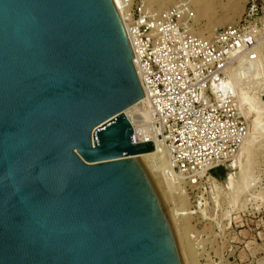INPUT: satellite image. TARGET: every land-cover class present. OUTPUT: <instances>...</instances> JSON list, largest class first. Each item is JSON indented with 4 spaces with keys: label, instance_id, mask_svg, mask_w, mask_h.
I'll return each mask as SVG.
<instances>
[{
    "label": "water",
    "instance_id": "water-1",
    "mask_svg": "<svg viewBox=\"0 0 264 264\" xmlns=\"http://www.w3.org/2000/svg\"><path fill=\"white\" fill-rule=\"evenodd\" d=\"M144 97L115 0H0V264H187Z\"/></svg>",
    "mask_w": 264,
    "mask_h": 264
},
{
    "label": "built area",
    "instance_id": "built-area-1",
    "mask_svg": "<svg viewBox=\"0 0 264 264\" xmlns=\"http://www.w3.org/2000/svg\"><path fill=\"white\" fill-rule=\"evenodd\" d=\"M117 7L156 149L169 159V178L192 189L236 157L248 137L231 71L247 78L260 63L264 20L257 21L259 10L251 0L240 22L205 36L190 0L165 9L120 0Z\"/></svg>",
    "mask_w": 264,
    "mask_h": 264
},
{
    "label": "rangeland",
    "instance_id": "rangeland-1",
    "mask_svg": "<svg viewBox=\"0 0 264 264\" xmlns=\"http://www.w3.org/2000/svg\"><path fill=\"white\" fill-rule=\"evenodd\" d=\"M143 1L165 9L178 0ZM190 2L205 36L240 22L251 7V0ZM255 3L257 21L264 20V0ZM262 48L263 58L248 70L250 77L231 71L232 93L249 130L242 150L213 169V178L192 189L167 180L175 187L167 193L173 213L177 211L175 220L187 264H264V38ZM236 78L242 79V90L234 83Z\"/></svg>",
    "mask_w": 264,
    "mask_h": 264
},
{
    "label": "bare ground",
    "instance_id": "bare-ground-1",
    "mask_svg": "<svg viewBox=\"0 0 264 264\" xmlns=\"http://www.w3.org/2000/svg\"><path fill=\"white\" fill-rule=\"evenodd\" d=\"M116 2H117V5H120V0H116ZM231 80H233V79H231ZM242 79L241 78H236V80H234V83H239V81H241ZM238 81V82H237ZM242 82V81H241ZM233 83V82H232ZM245 84V83H244ZM237 85H239L238 87L241 89L242 87H241V85H240V83L239 84H237ZM237 85H236V87H237ZM243 85V84H242ZM243 89V88H242ZM241 89V90H242ZM236 91V90H235ZM246 100V99H245ZM145 101H144V99L142 100V103H144ZM248 103V102H247ZM144 109H145V117H146V119L148 120L149 119V117H148V111H147V109L144 107ZM154 142H155V146L157 147V141L156 140H154ZM247 149H249V148H247L246 147V150ZM157 150V154H158V159H159V163H160V167H161V171H162V175H163V179H164V182H165V186H166V189H167V192L168 191H171V189H172V187H174L172 184H174L173 183V180H171L170 178H169V176H168V171L170 170V163H169V159H168V157H167V155L166 154H164V153H162V154H160L159 153V150H158V148L156 149ZM242 150V149H241ZM248 152V151H247ZM246 154V153H245ZM167 158V159H166ZM168 160V161H167ZM165 169H166V171H165ZM165 171V172H164ZM214 171V170H213ZM214 173V172H213ZM166 177V178H165ZM170 181V182H168V181ZM177 182V181H176ZM178 183V182H177ZM179 184H181V183H179ZM175 185V184H174ZM175 188V187H174ZM174 214V217L175 216H177V211L176 212H174L173 213ZM178 215H181V214H178Z\"/></svg>",
    "mask_w": 264,
    "mask_h": 264
}]
</instances>
